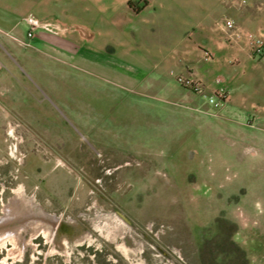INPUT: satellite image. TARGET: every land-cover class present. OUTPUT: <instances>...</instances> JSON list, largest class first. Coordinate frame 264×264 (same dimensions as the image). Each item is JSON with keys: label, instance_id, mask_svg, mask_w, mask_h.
I'll list each match as a JSON object with an SVG mask.
<instances>
[{"label": "rangeland", "instance_id": "rangeland-1", "mask_svg": "<svg viewBox=\"0 0 264 264\" xmlns=\"http://www.w3.org/2000/svg\"><path fill=\"white\" fill-rule=\"evenodd\" d=\"M15 1L23 33L60 28L27 40L44 53L0 43V232L21 235L0 233V264H264V99L240 117L125 61L146 24L129 0ZM211 1L212 31L258 34L264 0ZM84 43L102 63L75 61Z\"/></svg>", "mask_w": 264, "mask_h": 264}, {"label": "crops", "instance_id": "crops-1", "mask_svg": "<svg viewBox=\"0 0 264 264\" xmlns=\"http://www.w3.org/2000/svg\"><path fill=\"white\" fill-rule=\"evenodd\" d=\"M144 1L146 4L136 12L135 18H142L146 24L139 29L131 28L123 32L122 54L125 61L147 65L166 74L168 72L170 76L163 79H175L176 75H184L202 80L206 88L212 91L224 87L228 92V99L220 106L221 111L234 112L240 117L247 116L246 113L254 105L255 99H264V54L260 58L254 56L247 41L239 36H231L224 23L218 32L211 30V0ZM19 15L16 1L13 3V0H0V43H6L15 49L16 43L11 34H20L25 38L29 28L24 20L26 27L23 33L19 27ZM262 20V23L260 19L254 25L258 33H262L260 29L264 27V19ZM137 34L145 35L148 39L140 43L134 42L133 37ZM101 36H106L107 41V37L112 34L105 33ZM29 46L39 53L45 52L34 41H30ZM82 46L90 54L81 53L77 49L74 54L76 62L83 59L87 63H102L95 56L101 51L100 47L89 49L85 43ZM205 51L212 53V60L204 59ZM204 63H212L211 68L208 64L204 66ZM228 63L239 64L233 68L229 78L224 77L222 82H218L214 73L228 71Z\"/></svg>", "mask_w": 264, "mask_h": 264}, {"label": "built area", "instance_id": "built-area-1", "mask_svg": "<svg viewBox=\"0 0 264 264\" xmlns=\"http://www.w3.org/2000/svg\"><path fill=\"white\" fill-rule=\"evenodd\" d=\"M25 21L29 26L25 35L26 40L21 39L20 41L26 44H29L27 40L32 39L35 36L36 31L38 30L43 29L58 33L60 28L58 24L50 21L42 20L33 14H29L28 16H26ZM224 24L230 30L231 36L246 37L247 45L251 53L260 54L264 51V33H258L254 35L248 34L244 32L242 29H240L236 24V22L230 18L225 19ZM203 56L204 59L207 61L213 59V55L210 51H205ZM216 80L220 82L221 78L218 77ZM178 81L184 84L185 86H189L195 91L201 93L208 100V102L216 106H222V104L225 103L228 99V92L224 87L214 90L211 93H208L203 91L204 89L203 84L201 83V81H199V79L195 77H179Z\"/></svg>", "mask_w": 264, "mask_h": 264}, {"label": "bare ground", "instance_id": "bare-ground-1", "mask_svg": "<svg viewBox=\"0 0 264 264\" xmlns=\"http://www.w3.org/2000/svg\"><path fill=\"white\" fill-rule=\"evenodd\" d=\"M14 206H15V205H14ZM10 209H12V208H8V207H7L6 212L8 213V212H9L8 210H10ZM19 210H20V209H19ZM11 211H12V210H11ZM7 213H6V214H7ZM4 218H5L4 216L0 217V222H2V221L4 220ZM35 220H36V219H34V220H32V221H35ZM41 220L46 221V219H41ZM57 221H58V219H52V220L50 219V222H52V223H56ZM7 222H9V221H7ZM27 223H28V222H27ZM20 226H21V225H20ZM23 227H24V226H23ZM13 228H14V227H13ZM17 229H18V228H17ZM26 230H27V229H26ZM5 232H6V233H4V232H0V233L6 234V236H8V237L12 236L11 234L9 235V233H13V234H15V233H14L15 231H10V230H9V231H5ZM16 232H17V231H16ZM15 236H21V235H20V234H18V235L15 234L14 237H15ZM10 238H11V237H10ZM16 238H17V237H16ZM20 238H21V237H20ZM0 239H1V238H0ZM21 239H22V238H21ZM0 244H2V243L0 242Z\"/></svg>", "mask_w": 264, "mask_h": 264}, {"label": "trees", "instance_id": "trees-1", "mask_svg": "<svg viewBox=\"0 0 264 264\" xmlns=\"http://www.w3.org/2000/svg\"><path fill=\"white\" fill-rule=\"evenodd\" d=\"M129 6L133 8L136 12H139L142 9V6L146 4V1H144V4L142 6L137 5V2L134 0H129L128 2Z\"/></svg>", "mask_w": 264, "mask_h": 264}]
</instances>
